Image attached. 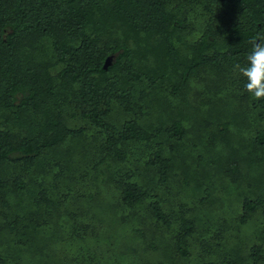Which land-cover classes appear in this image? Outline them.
Here are the masks:
<instances>
[{
  "label": "trees",
  "instance_id": "obj_1",
  "mask_svg": "<svg viewBox=\"0 0 264 264\" xmlns=\"http://www.w3.org/2000/svg\"><path fill=\"white\" fill-rule=\"evenodd\" d=\"M258 33H264V0H0V264H12L14 247H25L29 233L48 227L53 214L66 215L70 225H63L82 246V259L92 257L87 244L108 238H99L95 220H79L89 208L78 202L94 195L78 192L91 188L96 150L122 163L136 143L165 136L158 147H172L182 140L188 130L178 120L142 123L153 100L168 98V86L177 93L199 83L197 93L218 106L244 104L253 147L264 158V100H255L233 70L246 63L248 41ZM75 138L84 139L78 154L85 168L71 163L65 174L54 149ZM162 162L164 180L169 165ZM138 172L116 187L117 219L144 214L145 221L168 226L175 249L178 242L188 256L195 239L205 237L195 228L194 210L172 225L162 202L168 195L160 190L167 180L147 187L133 179ZM261 201L245 202L243 223L264 209ZM211 247L200 245V264H213ZM248 260L264 264V245H255Z\"/></svg>",
  "mask_w": 264,
  "mask_h": 264
},
{
  "label": "rangeland",
  "instance_id": "obj_2",
  "mask_svg": "<svg viewBox=\"0 0 264 264\" xmlns=\"http://www.w3.org/2000/svg\"><path fill=\"white\" fill-rule=\"evenodd\" d=\"M197 86L202 85L197 83ZM198 87L191 85L175 93L174 87L168 86V98L153 100L152 114L143 117L146 126H164L175 120L183 123L188 134L174 141L172 147H158L165 136L154 142L136 143L134 151L129 149L122 163L103 158V150L97 148L98 167L91 173L93 180L90 179L88 186L91 188L78 192L80 197L91 192L94 195L87 196L83 203V200L78 202L79 208L82 204L89 208L79 220L85 217L95 220L99 238L103 233L108 238L106 242L101 238L99 244H87L91 258L82 259V246L65 230L63 224L70 225L69 221L65 222L66 215L53 214L48 227L29 233L25 247H14L16 257L12 264H200L202 243L212 246L209 261L213 264H227L228 260L248 264L252 248L264 245V209L256 207L249 220L242 222L247 200L261 199V204L264 203V158L253 147L254 126L243 114L245 110L240 109L242 103L218 106L214 102L217 99L209 101L206 94L199 95ZM83 143L84 139L75 138L54 149L59 171L66 170V174L70 165L77 163H82L84 170L85 158L78 154ZM73 155L75 158L68 162ZM163 159L169 165V175L164 180ZM131 170H139L133 179L147 187H152L154 182L156 188L163 187L159 182L167 180V188L160 190L168 195L162 202L174 217L172 225H176L177 217L184 218L185 210H194L195 228L205 230V237L195 239L188 256L181 255L178 242L175 249V239L168 226L147 222L144 214L131 221L117 219L115 201L120 192H116V187L128 179ZM74 201L71 199V204ZM139 224L144 232L137 230Z\"/></svg>",
  "mask_w": 264,
  "mask_h": 264
},
{
  "label": "clouds",
  "instance_id": "obj_3",
  "mask_svg": "<svg viewBox=\"0 0 264 264\" xmlns=\"http://www.w3.org/2000/svg\"><path fill=\"white\" fill-rule=\"evenodd\" d=\"M246 63H235L233 70L245 78L246 91L257 101L264 100V33L253 36Z\"/></svg>",
  "mask_w": 264,
  "mask_h": 264
},
{
  "label": "water",
  "instance_id": "obj_4",
  "mask_svg": "<svg viewBox=\"0 0 264 264\" xmlns=\"http://www.w3.org/2000/svg\"><path fill=\"white\" fill-rule=\"evenodd\" d=\"M110 65V61H109V59H107V61H106V63H105V69H107L108 68V66Z\"/></svg>",
  "mask_w": 264,
  "mask_h": 264
}]
</instances>
